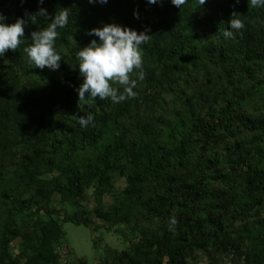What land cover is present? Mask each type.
Listing matches in <instances>:
<instances>
[{"label":"rangeland","instance_id":"rangeland-1","mask_svg":"<svg viewBox=\"0 0 264 264\" xmlns=\"http://www.w3.org/2000/svg\"><path fill=\"white\" fill-rule=\"evenodd\" d=\"M247 1L239 0L229 8L228 14L245 18L251 12ZM40 7L47 9L50 17L53 15V0H44L42 5L39 0H0V13L6 16L8 24L17 18L27 20ZM182 8L197 13L200 6L198 0H188ZM250 18L263 24L264 8L254 10ZM38 19L40 27L50 22L48 18ZM176 24L165 20L163 32L178 34ZM36 30L37 26L29 21L25 35L31 37V32ZM184 33L190 48L186 57L195 61L196 66L171 58L163 46L155 47L148 37L141 46L145 78L134 89L137 96L120 103L105 99L102 108L91 99L79 101L75 89L82 83V77L79 73L77 78V73L68 74L79 71V51L70 37L68 45L60 48L63 58L57 79L63 83L74 75L73 84L65 89L43 90L36 94L35 101L40 100L45 119L53 106L78 101V109L87 111L94 119L87 127L75 124V129L95 131L96 135H87L82 149L69 165L58 162L50 173L41 176L31 177L32 152L12 125L13 98L3 93L16 83L18 76L23 77L19 80L22 86L32 65L25 59V53L20 54L21 45L16 51L9 50L0 60V255L4 245L1 233L9 214L12 219L8 250L18 259V264H131V259L139 264H151L153 245L144 231L168 230L173 238L177 236L174 226L170 227L169 217L158 216L148 205L138 203L137 195H127L130 180L122 168L135 169L145 157L144 148L157 149L161 153L158 160L162 153H174L172 132L188 133L199 115H205L209 106H223L230 94L241 97L242 108L253 116L264 118V42L259 48L245 49L239 58L224 50L225 61L214 63L206 50L205 32L191 28ZM138 71L134 69L130 79H138ZM113 87L123 93L122 85L116 83ZM121 141L126 145L119 151ZM193 154L191 163L202 157L207 163L208 157L221 162L217 170L214 168L216 172L207 167L199 174L198 181L189 179L184 190L185 195L202 196L199 203L194 197L195 204L191 206L183 198V210L201 218L206 235L194 242L186 260L189 264H264V191L254 192L246 182L255 162L261 158L263 163L264 159L258 155L253 158L247 152L242 154L236 141L224 140L211 145L200 142L193 146ZM99 161L107 163L100 167ZM64 167L66 172H62ZM76 169L85 174L84 182L78 186L69 183L74 180L72 173ZM146 172L141 199H155L163 194V188L153 172ZM223 198L230 203L229 211L220 206ZM21 202L25 210L15 211ZM211 202L218 205L214 214L224 215L230 232V237L219 238L222 241L212 236L215 225L205 219ZM180 209L175 208L171 214L178 215ZM66 215H75L77 222L68 220ZM168 259L165 255L164 261Z\"/></svg>","mask_w":264,"mask_h":264},{"label":"trees","instance_id":"trees-1","mask_svg":"<svg viewBox=\"0 0 264 264\" xmlns=\"http://www.w3.org/2000/svg\"><path fill=\"white\" fill-rule=\"evenodd\" d=\"M53 1L54 13L52 16L62 10H67L69 13V22L63 29H58L59 36L55 42L61 58H63V53L60 48L62 45H68L70 37L74 40L76 50L81 51L82 47L87 46L93 39L97 41L99 39L88 35L89 30L110 23L128 27L138 33L147 29L149 40L155 47L163 46L168 56L181 61L185 60L184 63L191 66L196 65L195 61L186 57L190 48L184 33L191 28H198L205 32L208 39L206 50L214 63L225 61L224 50L231 57L239 58L245 49L253 46L259 48L264 42V23L257 24L254 18H250V14L254 10L263 9L260 7H251L250 14L245 15L243 19L235 14V18L243 22L244 28L239 31L232 30L231 37L223 35L225 30H230L229 20L232 16L228 12L230 7L238 4L237 0H206L197 13H188L182 7L177 8L171 4V0H160L157 4H148L147 0H108L106 4L89 3V0ZM246 4L248 5V1ZM134 12H138L139 18L134 16ZM165 20H171L172 24L178 22L176 24L178 34L170 35L163 32L162 24ZM28 35H25L24 42L21 44L23 49L20 54L23 56L24 49L31 45V37ZM66 69H68L67 65ZM59 72L31 66V72L27 71L22 86H19V80L22 81L23 77L18 76L16 83L11 84L8 90L3 92L7 97L13 98L15 109L12 114L15 120H12V125L24 140L23 143L28 146V151L32 152L31 177L50 173L52 167L58 162H69V165L78 151L82 149V143L86 140L87 135H96L95 131L75 129V124L80 126L78 117L88 114L87 111L78 109V101L68 104L62 102L55 105L49 117L46 119L42 117L40 100L35 101L38 98L36 94L43 90L45 92L48 88L51 90L65 89L73 84L71 79H74V75L70 76L66 82L59 83L57 79ZM78 73L79 71H69L68 74H76L77 78ZM91 100L99 105L98 108L105 105V99ZM242 105L241 97L230 94L223 106H209L205 115H199L195 123L190 126L188 133L172 132L170 138L175 140L174 153H162V157L158 160L160 152L157 149L144 148L145 157L135 169L128 170L126 166L122 168L123 173L127 174L130 180L128 196L137 195L139 197L136 196L137 202L144 206L148 205V208L151 207L156 215L169 217V219L175 217L178 221L174 226L177 232L175 238L168 230L164 233L144 231L153 245L151 264H189L186 259L190 248L195 241L206 236L201 218H196L193 214L189 215L183 210L185 206L183 198L190 201L189 206H191L195 201L194 197L198 199L197 203H199L202 196L195 192V194L193 193L194 197L193 195L188 196L184 194V190L188 187L189 179L198 181L199 174L207 167L208 170L211 169V172H216L214 168L217 170V164L221 161L208 157L207 163L206 158L202 157L197 158L195 163H191L194 156L193 146L200 142L211 145L219 140L236 141L240 153L247 152L253 158L258 155L264 159V118L253 116L249 110L242 108ZM125 145L126 142L121 141L117 150H123ZM106 163L107 161H99L98 165L103 167ZM253 164L251 162V166ZM147 170L155 174L158 184L163 188V194H159L155 199L142 200ZM62 172H66L65 167ZM72 175L74 180L69 182L71 185L77 184L78 186L85 180V174L81 169H76ZM246 182L249 189L254 192L264 191V161L262 163L261 158L255 162L252 173ZM164 195L168 196L164 197ZM224 200L223 198V203L220 206L224 208V211H229L230 203ZM209 206L210 211L205 219L215 225L212 236L215 235L217 241H222L219 239L221 236L223 238L230 237L224 215L215 216L214 214L218 205L211 202ZM175 208H181V213L172 215ZM23 210L25 207L22 202L15 207V211L22 212ZM122 212L123 209H118L120 216ZM66 218L77 222L75 215H66ZM11 219L12 214H9L1 233L4 245L0 255V264L19 263L18 259L13 257L8 250L11 241L8 234ZM125 220L129 222V220ZM165 255L169 258L166 262L164 261ZM131 264L139 263L131 259Z\"/></svg>","mask_w":264,"mask_h":264},{"label":"clouds","instance_id":"clouds-1","mask_svg":"<svg viewBox=\"0 0 264 264\" xmlns=\"http://www.w3.org/2000/svg\"><path fill=\"white\" fill-rule=\"evenodd\" d=\"M99 2L106 4L108 0H89V3ZM160 0H147L148 4H157ZM188 0H171V4L181 8ZM239 2V0H237ZM42 5L44 0H39ZM199 6L206 3V0H198ZM252 8H264V0H248ZM134 16L139 18L138 12ZM69 13L62 10L54 16H49L47 9L40 7L39 11L25 18H17L14 23H6V16L0 13V60L9 51H16L24 42L25 26L30 21L37 26L36 31L31 32V45L24 49L28 62L39 69L47 68L50 71H58L62 60L58 53L55 42L59 36L58 29H63L68 24ZM38 18H48L50 22L46 27H40ZM230 30H225L223 35L231 37L232 30L239 31L244 28L240 19L233 15L229 20ZM137 32L125 26L115 23L105 24L103 27L94 28L87 33L90 36L98 37L93 39L87 46L77 53L79 61L78 70L82 83L75 91L78 93L79 101L86 99H111L113 103H120L125 99L135 98L138 81H143L141 46L147 43L149 37L146 32ZM137 72L138 79H130L133 71ZM123 86V93H120L113 84ZM94 117L86 114L78 117L81 127H87ZM178 221L175 217L170 219V227L175 226Z\"/></svg>","mask_w":264,"mask_h":264}]
</instances>
